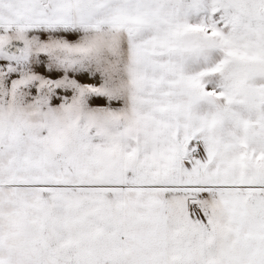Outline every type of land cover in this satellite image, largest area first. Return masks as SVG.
<instances>
[{
	"label": "snow or ice",
	"instance_id": "6c2138e0",
	"mask_svg": "<svg viewBox=\"0 0 264 264\" xmlns=\"http://www.w3.org/2000/svg\"><path fill=\"white\" fill-rule=\"evenodd\" d=\"M0 264H264V0H0Z\"/></svg>",
	"mask_w": 264,
	"mask_h": 264
}]
</instances>
